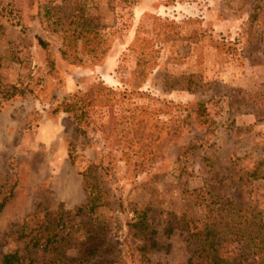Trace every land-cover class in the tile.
Segmentation results:
<instances>
[{
	"label": "rangeland",
	"instance_id": "rangeland-1",
	"mask_svg": "<svg viewBox=\"0 0 264 264\" xmlns=\"http://www.w3.org/2000/svg\"><path fill=\"white\" fill-rule=\"evenodd\" d=\"M252 2L0 0V199L12 194L0 254L23 246L26 218L75 210L95 189L98 215L76 217L69 253L87 247L88 227L109 264H127L121 243L136 210L152 209L154 264H193L184 215L194 232L223 217L226 199L264 212V179L239 181L264 159V16L251 21ZM15 84L24 94L8 99ZM90 89L80 133L57 107ZM242 244L225 242L222 256L239 257Z\"/></svg>",
	"mask_w": 264,
	"mask_h": 264
},
{
	"label": "trees",
	"instance_id": "trees-1",
	"mask_svg": "<svg viewBox=\"0 0 264 264\" xmlns=\"http://www.w3.org/2000/svg\"><path fill=\"white\" fill-rule=\"evenodd\" d=\"M251 21L264 16V0H252ZM40 45L48 49V43L39 39ZM17 94H24L18 85H7L5 95L8 99ZM95 100L94 90L84 97H80L78 103L64 100L57 109L69 113L77 123L78 132L86 133L83 122L87 118V109L93 105ZM77 104L78 107H77ZM196 105L198 116L205 115L206 109L202 102ZM79 110L80 113H79ZM136 136H144V130L136 132ZM72 155V154H71ZM73 160V156H71ZM109 171V167H105ZM264 179V159L254 163L253 167L247 169L239 178L241 182H252ZM95 189V188H94ZM12 194L4 195L0 199V211H2ZM216 197V196H214ZM213 197V198H214ZM206 199V198H205ZM101 202L98 190L89 192L88 202L75 210H66L60 207L58 213L40 216L33 215L24 220L21 228L17 231V240L23 242V246L0 254V264H100L102 260L109 264L113 260L101 258L106 254L105 246L100 238L94 237V230L84 227L87 242L86 248L80 250L79 255L70 254L69 251L73 241L78 235L77 224L74 220L78 215L89 217V225L98 215ZM116 204L121 210L125 207V201L121 195L116 196ZM215 202L210 199L206 203L210 213L214 210ZM220 218H210L202 229L191 231L188 218L184 215L182 221L183 229L188 233V239L193 244V256L190 260L193 264H244L248 259L251 264H264V212L251 207H238L226 199ZM152 209L144 208L136 210V217L129 224V235H126L121 243L123 246L122 259L127 264H154L151 254L161 246L158 230L153 227ZM224 212V213H223ZM226 216V220L224 219ZM176 226L168 222L164 234L169 238L175 231ZM242 242V252L239 257H223L222 246L229 241ZM116 260L119 263L122 259Z\"/></svg>",
	"mask_w": 264,
	"mask_h": 264
}]
</instances>
